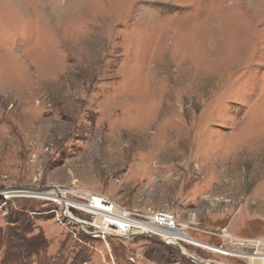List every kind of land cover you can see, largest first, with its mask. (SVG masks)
I'll use <instances>...</instances> for the list:
<instances>
[{"label":"rangeland","instance_id":"obj_1","mask_svg":"<svg viewBox=\"0 0 264 264\" xmlns=\"http://www.w3.org/2000/svg\"><path fill=\"white\" fill-rule=\"evenodd\" d=\"M31 188L171 213L196 243L105 246L0 197V264H264L235 245L264 239V0H0V192Z\"/></svg>","mask_w":264,"mask_h":264},{"label":"built area","instance_id":"obj_2","mask_svg":"<svg viewBox=\"0 0 264 264\" xmlns=\"http://www.w3.org/2000/svg\"><path fill=\"white\" fill-rule=\"evenodd\" d=\"M15 191L22 192L23 190ZM15 191L6 189L1 191V193ZM67 193L68 191L52 188L51 190L39 192V194L43 195L38 194L35 197H30L50 200L52 203L57 204L60 210V217L63 220H66L70 224H76L84 234L101 240L105 246H108L107 240L110 237L128 238L144 235L158 237L166 243V238L172 237L175 232L179 233L180 231L185 235L184 227L171 213L159 212L153 216L142 217L136 212L120 208L100 194H90L81 190H74L70 194L77 199H71L66 197ZM10 195L21 197L24 194L16 195V193H10ZM75 212L86 214L89 218L78 217L74 215ZM116 222H121L126 225L125 230L121 231L120 234L123 236L118 237L113 235L115 232H119V229L115 226ZM181 242L178 239L175 241L178 244ZM175 243L168 244L173 245ZM235 245L246 249L252 248L254 254H261L264 251V239L237 240V244Z\"/></svg>","mask_w":264,"mask_h":264},{"label":"bare ground","instance_id":"obj_3","mask_svg":"<svg viewBox=\"0 0 264 264\" xmlns=\"http://www.w3.org/2000/svg\"><path fill=\"white\" fill-rule=\"evenodd\" d=\"M16 5H17V3H16ZM22 190H23L22 192H18V191H15V190H14L15 192H8V193H1L0 192V195L4 196L6 198H10L11 197L10 193H16V195L24 194L23 196H28V197L34 196L35 197L40 192V191L27 190V189H22ZM39 195H43V194H39ZM115 226L119 229V232H115L113 235L114 236H118V237L119 236H123V235H120V234H121V231L125 230L126 225H124L121 222H116V225ZM170 233H173V232H170ZM173 234L174 235L172 237L166 238V240H167L166 243H175V241L177 239L178 240H181V241H186V242H188L190 244L196 243L192 238L188 237L186 234L185 235L182 234L180 231H179V233L178 232H175ZM174 237H175V239H174ZM119 238H122V237H119ZM200 245L203 246L204 248H208V249H211V250H215V251H217L219 253H223L224 255H227L226 253H224L222 251V249L216 248L215 246L213 247V246H209V245H205V244H200ZM175 246L176 247L179 246L178 243H175ZM181 250H183V249H180V251ZM181 253H183L185 256H187V254H186V252L184 250ZM191 260L194 261V262H197V264H209L208 262H204V261L199 262V261H196L195 259H191ZM258 260H260V261H262L264 263V258L261 257V258H258Z\"/></svg>","mask_w":264,"mask_h":264},{"label":"water","instance_id":"obj_4","mask_svg":"<svg viewBox=\"0 0 264 264\" xmlns=\"http://www.w3.org/2000/svg\"><path fill=\"white\" fill-rule=\"evenodd\" d=\"M29 190H33V189H29ZM34 191H38V190H34ZM195 263H197V262H195Z\"/></svg>","mask_w":264,"mask_h":264}]
</instances>
